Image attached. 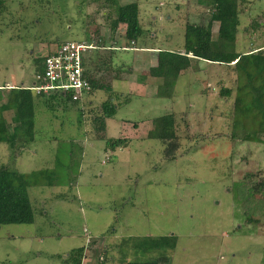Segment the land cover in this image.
Returning a JSON list of instances; mask_svg holds the SVG:
<instances>
[{
    "label": "rangeland",
    "instance_id": "374dc122",
    "mask_svg": "<svg viewBox=\"0 0 264 264\" xmlns=\"http://www.w3.org/2000/svg\"><path fill=\"white\" fill-rule=\"evenodd\" d=\"M130 2L138 4L143 29L131 42L125 24L114 30L111 25L118 5ZM208 5L199 0H1L0 104L12 89L33 86L36 60L64 41L93 43L85 64L89 70L98 51L107 53L116 39L113 60L125 72L107 73L101 89L69 107L59 103L53 111L32 91L33 141L14 149L0 143V165L21 173L51 169L57 183L27 188L32 223L0 225V264H66L55 256L66 257L80 246L85 247L82 264H122L163 254L169 264H264V216L248 218L237 196L242 184L264 181V133L260 141L243 140L241 131L232 136V68L195 61L173 86L176 94L166 97L153 94L151 81L143 84L142 72L156 61L151 51L183 49L186 23H207ZM211 29L216 42L218 23ZM256 47H264V0H244L235 49ZM115 73L119 78H112ZM153 82L163 83L162 78ZM107 83L118 92L111 97L118 108L106 118L105 130L95 131L93 117L110 97ZM221 87L231 93L221 94ZM168 113L179 138L169 160L151 135L153 119ZM3 116L11 126L13 111ZM103 136L130 142L111 152ZM155 239L167 245L149 247Z\"/></svg>",
    "mask_w": 264,
    "mask_h": 264
},
{
    "label": "trees",
    "instance_id": "16d2710c",
    "mask_svg": "<svg viewBox=\"0 0 264 264\" xmlns=\"http://www.w3.org/2000/svg\"><path fill=\"white\" fill-rule=\"evenodd\" d=\"M109 1L114 2V0ZM243 1L199 0L200 4L209 3L210 14L207 23H186L183 51L158 50L157 63L149 68V74L162 78L163 83L159 94L171 96L172 88L180 72L191 67L192 60L231 67L235 73L234 82L236 84L232 124L234 133L232 136H236V132L241 131L243 140L260 141V134L264 133V47H256L248 52H240L235 49L239 26V4ZM138 12L139 8L136 2L118 5L117 17L111 22L112 30L119 23L125 24L127 39L130 42L136 41L143 35ZM213 22L218 23L216 42L212 39ZM97 47L103 48L101 44H98ZM114 51L115 49L112 47L107 53L98 51L96 59L91 60V69L86 70L92 87L89 94L102 88V79L107 73L125 72L122 66L114 62ZM42 60L43 58L36 60V73L43 68ZM112 78L116 79L119 76L115 73ZM104 88L108 90L107 95L110 97L102 102L101 112L93 117L95 131H104L106 118L112 117L118 108L116 104L111 102V97L113 95L118 96V92L113 90L110 83L105 84ZM32 91L29 87L12 89L8 92L6 101L0 104V143H6L10 148H19L23 143L33 141L35 96ZM166 92L169 93L166 94ZM220 93L229 95L231 88L221 87ZM2 97L3 92L0 88V100ZM38 97L42 98L44 106L50 111H53L59 103L63 104L64 107H69L79 101L72 100L70 95L55 91L40 93ZM125 97L129 98V96ZM8 109L13 111L11 126L3 116V111ZM153 123L151 135L160 140L163 145V155L169 160L174 157L179 146V138L174 127V116L171 113L163 114L155 117ZM129 142L130 139L125 137L105 138L106 148L111 152L118 147L127 146ZM52 176L53 171L51 169L21 173L6 165H0V225L32 223L34 211L27 188L36 185H54L57 180ZM239 188L237 196L246 213H248V218L263 217L264 196L257 194L262 193L264 195V181L254 182L249 186L242 184ZM149 245V247H159L160 245H167V243L155 239L151 240ZM84 256L85 247L80 246L71 249L66 257L62 255L55 257L66 264H82ZM169 260L170 258L163 254L153 260L132 259L126 260L122 264H169Z\"/></svg>",
    "mask_w": 264,
    "mask_h": 264
},
{
    "label": "built area",
    "instance_id": "2783aa9c",
    "mask_svg": "<svg viewBox=\"0 0 264 264\" xmlns=\"http://www.w3.org/2000/svg\"><path fill=\"white\" fill-rule=\"evenodd\" d=\"M92 42L64 41L43 56V68L35 74L34 85L29 87L36 94L50 91L70 95L79 100L89 95L92 87L86 72V60Z\"/></svg>",
    "mask_w": 264,
    "mask_h": 264
},
{
    "label": "crops",
    "instance_id": "0c3cea01",
    "mask_svg": "<svg viewBox=\"0 0 264 264\" xmlns=\"http://www.w3.org/2000/svg\"><path fill=\"white\" fill-rule=\"evenodd\" d=\"M103 14L105 13L104 11L102 12ZM122 27L123 28H125V25H122ZM116 42H118L116 39H112V40H110V44H111V47L112 48H114L115 49V44H116ZM129 46H131V45H129ZM133 46V45H132ZM133 48H136V47H133ZM95 49V48H94ZM52 50V49H51ZM50 50V51H51ZM99 50V49H98ZM90 51V50H89ZM100 51V50H99ZM116 51V50H115ZM146 51H148V49L146 50ZM157 51L158 50H155V51H151V52H155V53H157ZM171 51H179V52H182L183 51V49H178V50H171ZM89 53V52H88ZM195 61L196 60H192V64H194L195 63ZM201 60H199V62H200ZM203 63H207V62H205V61H202ZM156 63H157V55H156V61H155V63L153 64V65H151L150 67H152V66H155L156 65ZM149 67V68H150ZM149 68L148 69H146V71H144V72H142V76H143V79H145L144 80V82H143V84H147V83H149L150 84V81L152 82V84H155V88H156V90L157 91H154V95L155 96H158L159 95V92H160V88H161V86H162V82H153V79H158L159 77H154V76H151L150 74H149ZM190 68V67H189ZM188 68V69H189ZM188 69H184V70H182L181 72H180V74H179V76H178V78H177V80H176V82H175V85H174V87L176 86V83H177V81H178V79H180V78H183V76H187L188 75ZM149 78V79H148ZM182 85V84H181ZM185 85V84H184ZM177 86H179V84H177ZM169 92H166V94H168ZM172 94H176V91H174L173 90V92H172ZM162 96H164V97H166V96H169V94L168 95H162ZM159 97V96H158Z\"/></svg>",
    "mask_w": 264,
    "mask_h": 264
}]
</instances>
